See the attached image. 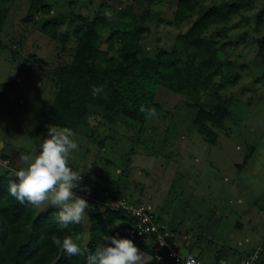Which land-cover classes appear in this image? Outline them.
Listing matches in <instances>:
<instances>
[{
	"label": "rangeland",
	"instance_id": "rangeland-1",
	"mask_svg": "<svg viewBox=\"0 0 264 264\" xmlns=\"http://www.w3.org/2000/svg\"><path fill=\"white\" fill-rule=\"evenodd\" d=\"M33 1L15 0L8 12L0 7V142L6 145L0 158L17 156L16 161L9 157L11 177L26 166L22 156L34 159L47 137L44 113L61 70L73 60L75 33L89 21L108 15L117 24L118 14L129 9L139 22L147 15V22H140L144 34L138 53L156 59L161 51L177 50L187 61L179 38L208 10L233 0H200L180 29L173 26L179 0H45L52 7L50 16L30 14ZM46 23L56 38L43 33ZM204 39L225 47L219 51L220 65L203 71L205 78L218 67L213 83L184 92L162 86L155 100L157 116L149 119L145 139L134 140L98 117L92 118L88 134L74 132L78 151L71 154L70 166L78 172L85 170L82 163L92 166L82 185L90 191H78L89 203L80 223L84 245L90 212L117 210L121 197L151 209L159 225L198 243L212 264H221L219 255L230 264H260L261 256L252 259L264 252V0H250L246 10L212 27ZM118 49L114 46L111 58ZM206 49L194 55L196 66L209 58ZM220 111L225 115L217 121ZM50 208L44 202L38 211ZM122 226L117 222L115 229ZM149 260L146 256L147 264Z\"/></svg>",
	"mask_w": 264,
	"mask_h": 264
},
{
	"label": "trees",
	"instance_id": "trees-1",
	"mask_svg": "<svg viewBox=\"0 0 264 264\" xmlns=\"http://www.w3.org/2000/svg\"><path fill=\"white\" fill-rule=\"evenodd\" d=\"M14 2L0 0V7L8 12ZM249 3L250 0L224 1L208 10L185 36L179 38L184 41L187 61L177 50L172 53L161 51L156 59L138 53L144 34L140 22L146 23L147 15L139 22L131 9L124 10L118 14L117 24L110 23L108 15L96 16L86 28L75 33L78 47L71 64L64 66L59 74L57 90L44 113L43 124L68 127L73 133L86 135L92 128V118L98 117L117 125L134 140L145 139L150 132L149 119L140 112L141 105L154 108L157 94L164 85L173 92H184L188 89L199 91L212 84L218 67L205 78L203 71L220 65L219 51L223 52L225 47L207 43L204 35L212 27L223 25L246 10ZM199 6L200 0H179L173 26L180 29L188 24ZM30 12L50 16L52 7L45 0H34ZM43 33L56 38V31L50 23L44 25ZM106 35L109 49L104 51L101 45ZM116 45L119 47L117 56L111 58ZM205 47L209 58L196 66L194 55H199ZM95 89L100 91L97 93ZM95 109L100 112L93 111ZM209 114L214 117L213 113ZM201 115L206 114L202 111ZM224 115L225 111H220L216 115L217 121H222ZM2 159L11 163L9 156L3 155ZM10 179H16L11 177L10 167L0 165V264H86L84 256L69 259L53 243L54 237L65 234L80 240L84 233L82 225L60 230L55 222L58 209L40 212L38 207L21 204L7 192ZM117 222L124 226L132 224L133 220L119 209L90 212L89 240L86 245L80 240L82 250L94 253L97 246H103L106 237L118 231L115 229ZM122 229L119 230L121 236L133 239L139 250L150 258L148 264H175L168 261L157 263L152 246L129 237ZM174 230H170L172 235L176 234ZM260 256V264H264V252Z\"/></svg>",
	"mask_w": 264,
	"mask_h": 264
},
{
	"label": "clouds",
	"instance_id": "clouds-1",
	"mask_svg": "<svg viewBox=\"0 0 264 264\" xmlns=\"http://www.w3.org/2000/svg\"><path fill=\"white\" fill-rule=\"evenodd\" d=\"M99 91L95 89V92ZM140 112L145 114V119L157 116L155 108L145 105H141ZM73 135V130L68 127H49L34 159L30 155L22 156L26 166L15 172L16 179H10L7 186L8 194L21 204L39 207L49 202L58 209L55 222L60 230L80 224L89 208L87 199L78 195V191H90L82 185L84 174L92 166L82 163L81 168L85 169L82 172L70 166L71 154L78 151ZM106 241L103 246H97L94 253L90 250L85 253L80 240L74 239L73 235L53 239L54 245L69 259L84 256L86 264H147L146 254L139 250L133 239L122 237L119 231L108 235Z\"/></svg>",
	"mask_w": 264,
	"mask_h": 264
},
{
	"label": "built area",
	"instance_id": "built-area-1",
	"mask_svg": "<svg viewBox=\"0 0 264 264\" xmlns=\"http://www.w3.org/2000/svg\"><path fill=\"white\" fill-rule=\"evenodd\" d=\"M0 165L10 167L8 160L0 158ZM116 209L123 210L133 220V223L124 224L125 232L129 237L136 238L145 245L155 249V260L157 263L174 262L175 264H203L193 254L183 255L175 235L165 226L159 225L156 215L149 208H142L130 203L126 198H120L116 203ZM129 233L132 235L130 236ZM260 252L252 259L257 261Z\"/></svg>",
	"mask_w": 264,
	"mask_h": 264
},
{
	"label": "crops",
	"instance_id": "crops-1",
	"mask_svg": "<svg viewBox=\"0 0 264 264\" xmlns=\"http://www.w3.org/2000/svg\"><path fill=\"white\" fill-rule=\"evenodd\" d=\"M0 144L3 145V147L1 146L0 149L1 150H4L6 148V145L4 142H0ZM4 156H9L11 157L12 159H14V161L17 160V156H10V155H7V154H4ZM169 230H172V229H169ZM176 237H177V242H178V245H179V250L181 251V249H185L189 252V254H195L194 252H198L196 253L195 256L200 255L199 256V259L205 264H212V262L214 263V261H211V260H208L207 257L203 256V254L205 253V250L202 249V247H198L199 245H197L198 243H194L193 241L190 240V238L188 236H185V235H181L180 233H176L175 234ZM223 255H219V256H216V258H219L222 260L221 264H230L229 262H227ZM206 260V261H205Z\"/></svg>",
	"mask_w": 264,
	"mask_h": 264
},
{
	"label": "water",
	"instance_id": "water-1",
	"mask_svg": "<svg viewBox=\"0 0 264 264\" xmlns=\"http://www.w3.org/2000/svg\"><path fill=\"white\" fill-rule=\"evenodd\" d=\"M0 145H2V144H0ZM1 147V146H0Z\"/></svg>",
	"mask_w": 264,
	"mask_h": 264
}]
</instances>
